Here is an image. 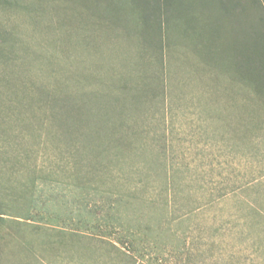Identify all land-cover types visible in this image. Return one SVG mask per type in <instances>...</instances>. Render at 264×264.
<instances>
[{"label": "rangeland", "instance_id": "374dc122", "mask_svg": "<svg viewBox=\"0 0 264 264\" xmlns=\"http://www.w3.org/2000/svg\"><path fill=\"white\" fill-rule=\"evenodd\" d=\"M169 1L168 33L159 0L0 7V264H264V110L235 67L262 53L220 64L226 27L205 66Z\"/></svg>", "mask_w": 264, "mask_h": 264}, {"label": "trees", "instance_id": "16d2710c", "mask_svg": "<svg viewBox=\"0 0 264 264\" xmlns=\"http://www.w3.org/2000/svg\"><path fill=\"white\" fill-rule=\"evenodd\" d=\"M195 2V0H187V17L184 18L186 27L184 28V31H181L191 43L190 50L193 52H195V50L199 51V59L201 60L200 63L203 62L205 66L209 65L211 68L215 62L211 61L210 59L212 56V51L208 46L212 45L213 43L209 41V37H211L210 34L219 31V34L215 35L223 38V28L227 27V29L230 28L229 31H231L230 34L232 37L228 44H224V48L219 47V49L216 51L219 52L218 56L220 59V64L225 62L226 59L230 57L231 53L240 55L246 54L248 58H251L256 52L258 54L261 52L263 56L262 63L255 65L254 62L251 63L249 61L247 63V70L245 71L243 70V66H239V63L235 61V67L237 68V73H240V79L246 78L245 83L253 92L254 99L262 102V109L264 110V1L211 0L209 12H207V9L204 8L203 15L202 12H200V14L196 12L197 5ZM159 3L160 4H158L157 8L155 9L157 12L151 14L157 19V25H159L160 22L168 33L170 32V28L172 30L173 27L177 25V22L182 19V16L178 13H175L174 9H176L178 6L176 7L174 1L170 2L169 0H159ZM18 6H20V4L17 2V0H0V7L13 8ZM24 8L29 9L28 7ZM170 10L173 11L170 12ZM216 17L218 18V22H220L219 20H221V18L225 17V22L224 26L218 23V28L214 31L215 26L212 24V22L215 19L217 20ZM1 27L0 48L5 44V38L10 37L12 34L5 28L1 29ZM1 31L4 32L2 33ZM9 32L11 34H9ZM167 40V45H169V39ZM127 90L128 89L125 85L122 86V92L120 94H126ZM122 113L123 112H121V114ZM257 118L258 117L254 116L250 118L251 121H248V129L252 128V126H256V128L258 127ZM259 124L262 125L261 122ZM130 129L131 127L128 124H121V135L129 132ZM119 158L115 159L117 164H121L120 162L123 161V158H121V160ZM167 180L168 179L166 177L165 182H167ZM135 199L137 200L138 198L135 197ZM256 208L257 207L254 206L251 209L253 215L252 217H249V225L251 222L257 224L261 218L259 215L260 212ZM147 230L151 229H148V227L145 229L144 227V234H147Z\"/></svg>", "mask_w": 264, "mask_h": 264}, {"label": "crops", "instance_id": "0c3cea01", "mask_svg": "<svg viewBox=\"0 0 264 264\" xmlns=\"http://www.w3.org/2000/svg\"><path fill=\"white\" fill-rule=\"evenodd\" d=\"M264 1V0H263Z\"/></svg>", "mask_w": 264, "mask_h": 264}]
</instances>
